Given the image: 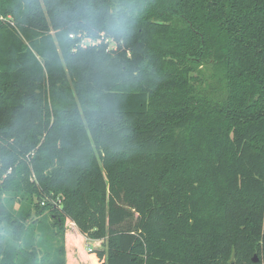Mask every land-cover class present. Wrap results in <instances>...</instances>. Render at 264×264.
Wrapping results in <instances>:
<instances>
[{
    "label": "trees",
    "instance_id": "1",
    "mask_svg": "<svg viewBox=\"0 0 264 264\" xmlns=\"http://www.w3.org/2000/svg\"><path fill=\"white\" fill-rule=\"evenodd\" d=\"M66 219L92 264H264V0H0V264Z\"/></svg>",
    "mask_w": 264,
    "mask_h": 264
},
{
    "label": "crops",
    "instance_id": "2",
    "mask_svg": "<svg viewBox=\"0 0 264 264\" xmlns=\"http://www.w3.org/2000/svg\"><path fill=\"white\" fill-rule=\"evenodd\" d=\"M69 227H66L65 232V264H92L90 258H89V248H91L93 245L97 244V246H94V249H102L103 247H100L102 239H90L86 238L77 228L75 223L68 221ZM82 240H86V243L88 245V251H86L81 242ZM93 242L92 246L91 242ZM91 248V249H93Z\"/></svg>",
    "mask_w": 264,
    "mask_h": 264
},
{
    "label": "rangeland",
    "instance_id": "3",
    "mask_svg": "<svg viewBox=\"0 0 264 264\" xmlns=\"http://www.w3.org/2000/svg\"><path fill=\"white\" fill-rule=\"evenodd\" d=\"M86 44H90V42H89V40L88 39H86L85 40V45ZM113 44H112V42L110 41L109 42V46H112ZM34 217V216H33ZM35 218V217H34ZM68 221H70V220H68V219H66L65 220V232H66V227L68 226L69 227V222ZM65 232H64V247H65ZM101 241V245H100V247H103V240H100ZM91 242V245L90 246H92V244H93V242L92 241H90ZM59 243V241L57 240V238H54V245H56V244H58ZM81 244H82V246H83V248L86 250V251H88L87 249H88V245H87V243H86V240H82V242H81ZM94 246H97V244H95V245H93L91 248H93ZM94 249V248H93ZM256 254H254L253 255V257L255 256Z\"/></svg>",
    "mask_w": 264,
    "mask_h": 264
},
{
    "label": "built area",
    "instance_id": "4",
    "mask_svg": "<svg viewBox=\"0 0 264 264\" xmlns=\"http://www.w3.org/2000/svg\"><path fill=\"white\" fill-rule=\"evenodd\" d=\"M87 39L89 40L90 44H95V43H96V41H94V40H92V39H90V38H87ZM85 40H86V39L82 40V42H81L82 44H81V45H85ZM90 250H92V249L89 248V251H90Z\"/></svg>",
    "mask_w": 264,
    "mask_h": 264
},
{
    "label": "water",
    "instance_id": "5",
    "mask_svg": "<svg viewBox=\"0 0 264 264\" xmlns=\"http://www.w3.org/2000/svg\"><path fill=\"white\" fill-rule=\"evenodd\" d=\"M253 260H254V261H256V260H257V257H256V255L253 257Z\"/></svg>",
    "mask_w": 264,
    "mask_h": 264
}]
</instances>
